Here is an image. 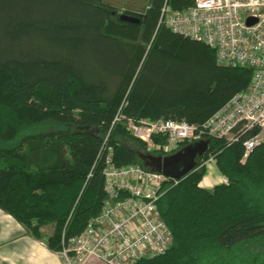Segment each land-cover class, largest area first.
Here are the masks:
<instances>
[{"label": "trees", "instance_id": "obj_1", "mask_svg": "<svg viewBox=\"0 0 264 264\" xmlns=\"http://www.w3.org/2000/svg\"><path fill=\"white\" fill-rule=\"evenodd\" d=\"M165 2L125 12L140 18L130 23L104 0H0V209L53 251L101 213L107 146L116 167L149 169L129 119L199 125L250 84V69L218 65L210 47L160 24ZM247 136L180 145L209 147L177 185H163L171 248L136 264H264V143L243 161ZM211 157L227 183L208 190L200 184Z\"/></svg>", "mask_w": 264, "mask_h": 264}, {"label": "built area", "instance_id": "obj_2", "mask_svg": "<svg viewBox=\"0 0 264 264\" xmlns=\"http://www.w3.org/2000/svg\"><path fill=\"white\" fill-rule=\"evenodd\" d=\"M160 24L210 47L218 65L250 69L252 79L246 89L234 94L202 124L129 119L128 130L164 154L205 135L230 143L248 135L243 141V161L247 160L264 143V0H194L183 9L173 8L166 0ZM119 121L116 117L113 126ZM154 137L166 138V142L157 145ZM106 150L103 209L82 233L68 237L64 232L59 251L64 264H136L165 254L173 244V234L158 203L164 196V183L173 180L177 185L180 179L135 164L116 167L113 148L107 146ZM211 163L213 157L202 166Z\"/></svg>", "mask_w": 264, "mask_h": 264}, {"label": "crops", "instance_id": "obj_3", "mask_svg": "<svg viewBox=\"0 0 264 264\" xmlns=\"http://www.w3.org/2000/svg\"><path fill=\"white\" fill-rule=\"evenodd\" d=\"M211 165L213 164H208L206 168ZM213 166L214 178L207 179V185L202 182L200 186L203 188L210 189L208 186L214 182L222 184L227 180L216 165ZM0 264L64 263L60 253L49 249L46 241L36 240L22 224L0 210Z\"/></svg>", "mask_w": 264, "mask_h": 264}, {"label": "water", "instance_id": "obj_4", "mask_svg": "<svg viewBox=\"0 0 264 264\" xmlns=\"http://www.w3.org/2000/svg\"><path fill=\"white\" fill-rule=\"evenodd\" d=\"M120 19L130 23H140V18L129 14L120 15ZM208 147V141H199L184 147L171 156L146 154L141 157L145 161V166L151 171L163 173L170 178L180 179L196 168L198 158L207 152Z\"/></svg>", "mask_w": 264, "mask_h": 264}, {"label": "rangeland", "instance_id": "obj_5", "mask_svg": "<svg viewBox=\"0 0 264 264\" xmlns=\"http://www.w3.org/2000/svg\"><path fill=\"white\" fill-rule=\"evenodd\" d=\"M104 1L106 3H108V5H110L111 7H113L117 11V15L125 14V12L136 13V14H138V16H139V14L144 15L147 12V10L150 8V0H104ZM132 16H134V15H132ZM109 82H110L111 87L113 88L115 85H117V83L119 82V79H116V80L115 79H111ZM129 134L133 137V139H137L132 134V132H129ZM127 143L131 144L132 142H127ZM133 145H135V144H133ZM146 146H147V150L150 152V154H152L154 156H163V157L171 156V155H174L175 153H177V152L182 150V148H180V145H179V149L176 152H171L169 154H164L162 151H160L159 148H156L155 146L153 148H151L153 146L151 144H147L146 143ZM212 164L215 165L214 163H212ZM213 165L208 166L207 174L205 175L206 177L204 178V181H202L204 185L208 184L207 183V179L214 178V175H213L214 172L213 171H214L215 168H214ZM217 183L218 182H214L213 185H211V186L209 185L208 186L210 189H208V188L207 189L208 190H213L215 187L221 185L220 183H218V184ZM225 183H227V180H226ZM215 184H217V185H215ZM0 210L2 212H5L2 209H0ZM5 214L7 215L6 212H5ZM48 231H49V229H48ZM253 249H254V247L251 246L250 249H249V253L250 254L246 255V257H247L246 259L247 260H250L251 257L254 255ZM203 264H223V263L220 262V261L212 260V261H209V262H205Z\"/></svg>", "mask_w": 264, "mask_h": 264}]
</instances>
